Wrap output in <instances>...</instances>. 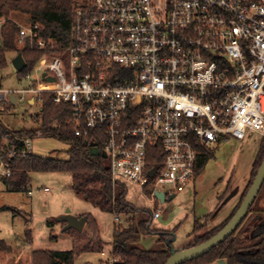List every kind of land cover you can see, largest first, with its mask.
<instances>
[{"label": "built area", "instance_id": "obj_1", "mask_svg": "<svg viewBox=\"0 0 264 264\" xmlns=\"http://www.w3.org/2000/svg\"><path fill=\"white\" fill-rule=\"evenodd\" d=\"M40 28L26 19L18 47L46 51ZM18 81L0 86V106L52 93L70 106L74 135L103 145L113 186L131 183L159 202L156 193L167 198L192 183L220 136L264 138V0H84L73 8L70 43ZM35 137L42 132L18 139L19 148L6 143L0 181L13 174L9 159L32 154Z\"/></svg>", "mask_w": 264, "mask_h": 264}, {"label": "trees", "instance_id": "obj_2", "mask_svg": "<svg viewBox=\"0 0 264 264\" xmlns=\"http://www.w3.org/2000/svg\"><path fill=\"white\" fill-rule=\"evenodd\" d=\"M77 1L0 0V71L8 66V53L20 54L26 64L25 69L17 73L20 78L23 74L30 72L46 52H53L59 47L68 45L73 8ZM17 16H24L22 24L25 19H28L30 24H40L38 37L45 40L46 51L32 49L29 43L18 47L17 36L20 25L13 19ZM40 100L42 107L39 113V129L10 131L0 124V155L6 147L5 141L9 146L19 148L18 139L34 137L40 130L43 137H53L69 145L68 158L19 154L9 159L13 174L2 181L6 188L14 192H28L31 173H67L71 177L74 192L81 195L93 207L105 213L115 212L127 217L128 226L120 231H114L112 235L111 254L118 258L117 264H165L171 255L172 234L151 230L152 212L147 209H138L128 203L124 186H113L108 160L101 156H91L84 140L74 135L73 126L69 122L71 119L70 106L55 104L52 93H42ZM90 140L98 148H103L99 141L93 138ZM209 158L208 151L203 150L196 166L195 177L199 175ZM263 158L264 139H261L260 149L252 165V172L256 170V167L259 169ZM250 185L251 183L246 192ZM246 192L243 193L240 203ZM259 201H262L261 205L258 204ZM83 216L87 217V221L82 232H75L73 249L62 252L34 251L32 264H74L76 256L80 253H101L103 244L98 225L90 215L80 217ZM256 216L259 217L257 220ZM229 218L216 227L196 235L184 249L202 244L213 237ZM196 228L197 223L194 225L193 233L196 232ZM85 232L91 234L92 240L87 239ZM148 235H158L159 238L153 246L145 249L140 241ZM9 250V247L0 241V252ZM220 259L227 261L228 264H264V184L240 227L226 241L211 249L207 254L185 264H214Z\"/></svg>", "mask_w": 264, "mask_h": 264}, {"label": "rangeland", "instance_id": "obj_3", "mask_svg": "<svg viewBox=\"0 0 264 264\" xmlns=\"http://www.w3.org/2000/svg\"><path fill=\"white\" fill-rule=\"evenodd\" d=\"M84 0H78L80 3ZM22 25L24 16L13 17ZM8 53V66L0 71V85L4 89L20 88L12 59ZM18 97L21 96L18 94ZM28 96L15 104L0 106V124L10 131L37 130L40 127L41 100L33 104ZM261 138L251 133L243 142L229 135L220 136L217 145L207 148L210 158L190 185L174 195L169 202H150L138 187L125 183L126 201L138 209H158L162 216L152 219L150 229L172 234V249H184L189 241L228 219L249 183L253 182L257 167L252 165L260 149ZM6 141L4 145H6ZM69 145L50 137H35L32 154L39 157L58 156L67 159ZM28 191L8 190L0 181V241L8 252H0V264H32L34 251L62 252L73 249L75 230L63 231L64 223L58 219L69 211L72 216L90 215L101 230L102 252L111 253L110 242L114 232L113 215L100 211L74 192L67 173H31ZM47 188L48 192H44ZM259 205L262 201H259ZM117 214V213H116ZM167 214V218L164 216ZM121 228L128 226L127 217L117 214ZM197 223L196 232L193 233ZM90 241L91 234L85 232ZM193 234V235H192ZM159 238L148 235L141 239L143 248L149 249ZM92 240V239H91ZM101 252V253H102ZM101 253H80L74 264H108Z\"/></svg>", "mask_w": 264, "mask_h": 264}, {"label": "water", "instance_id": "obj_4", "mask_svg": "<svg viewBox=\"0 0 264 264\" xmlns=\"http://www.w3.org/2000/svg\"><path fill=\"white\" fill-rule=\"evenodd\" d=\"M11 63L14 69L16 70V72L18 73L22 72L26 67V64L20 54L14 57ZM48 80H52V79H48ZM30 104H33L32 100L30 101ZM89 154L91 156H101L104 159H106L105 152L100 151L95 143L90 144ZM152 172L153 171L151 170L148 173V175L151 176ZM263 184H264V158L253 179L251 186L247 190L238 209L236 210L232 218L228 221V223L213 237H211L209 240L205 241L202 244L187 249H180L178 251L171 249V255L165 264H185L187 262L193 261L207 254L211 249L217 247L219 244L226 241L236 231L240 223L248 215V212L252 207V205L254 204ZM155 196L160 203L169 202L174 198V195H170L167 198H165V195L163 193H156ZM58 221L65 224L63 231H68L72 229L80 233L82 232L86 224L87 217L72 216L69 213V211H66L64 215L59 217ZM214 264H228V263L227 261L220 259L216 261Z\"/></svg>", "mask_w": 264, "mask_h": 264}, {"label": "flooded vegetation", "instance_id": "obj_5", "mask_svg": "<svg viewBox=\"0 0 264 264\" xmlns=\"http://www.w3.org/2000/svg\"><path fill=\"white\" fill-rule=\"evenodd\" d=\"M251 184H252V183H251ZM250 186H251V185H250ZM248 189H249V188H248ZM241 202H242V201H241ZM239 205H240V204H239ZM238 207H239V206H238ZM237 209H238V208H237ZM237 209H236V210H237ZM249 211H250V210H249ZM235 212H236V211H235ZM248 214H249V212H248ZM233 215H234V214H233ZM233 215H232V216H233ZM232 216L229 218V220L232 218ZM247 216H248V215H247ZM247 216H246V217H247ZM258 218H259L258 216L255 217L256 220H257ZM245 219H246V218H245ZM245 219H244V220H245ZM226 220H227V219H226ZM226 220H225V221H226ZM229 220H228V221H229ZM244 220H243V221H244ZM225 221H224V222H225ZM228 221H227V223H228ZM243 221H242V222H243ZM242 222L240 223V225L242 224ZM222 223H223V222H222ZM227 223H226V224H227ZM220 224H221V223H220ZM226 224H225V225H226ZM225 225H224V226H225ZM240 225H239V227H240ZM224 226H223V227H224ZM215 227H216V226H215ZM223 227H222V228H223ZM239 227H238V228H239ZM238 228H237V229H238ZM237 229H236V230H237ZM208 240H209V239H208Z\"/></svg>", "mask_w": 264, "mask_h": 264}, {"label": "crops", "instance_id": "obj_6", "mask_svg": "<svg viewBox=\"0 0 264 264\" xmlns=\"http://www.w3.org/2000/svg\"><path fill=\"white\" fill-rule=\"evenodd\" d=\"M25 20H26V19H25ZM164 218H165V219L167 218V214H165ZM96 223H97V221H96ZM97 225H98V223H97ZM98 228H99L100 235H101V230H100L99 225H98ZM109 248H112V241L110 242V246H109Z\"/></svg>", "mask_w": 264, "mask_h": 264}]
</instances>
